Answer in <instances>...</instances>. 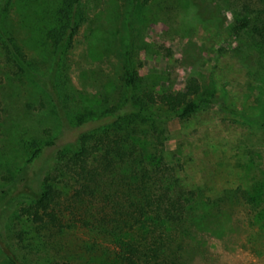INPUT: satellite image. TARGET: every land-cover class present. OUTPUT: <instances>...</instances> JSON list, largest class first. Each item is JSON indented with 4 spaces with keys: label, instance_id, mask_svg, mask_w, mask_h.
Instances as JSON below:
<instances>
[{
    "label": "trees",
    "instance_id": "16d2710c",
    "mask_svg": "<svg viewBox=\"0 0 264 264\" xmlns=\"http://www.w3.org/2000/svg\"><path fill=\"white\" fill-rule=\"evenodd\" d=\"M3 1L5 9H14L18 23L12 31L0 27V123L18 109L13 102L29 94L22 106L25 116L30 119L48 108L59 117L60 127L23 143L19 162L5 159L0 150V222L18 200L0 232L2 262L187 264L193 241L189 229L207 220L198 214L219 211L217 203L209 205L182 187L164 153L168 124L188 119L203 106L191 98L196 87L134 98L137 73L128 67L121 78L125 98L117 103L101 99L97 108L73 114L74 107L65 108L43 91L58 96L56 68L64 64L63 49L82 21L80 0H59L53 10L48 0ZM232 2L239 14L227 30L249 35L255 39L253 47L264 52V0ZM31 47L48 48L39 54L41 61H52L47 76L35 70ZM33 86L40 95L27 93ZM39 163L46 167L37 178ZM254 184V198H260L264 182ZM259 198L247 203L257 207ZM254 220L264 227V209ZM73 232L84 239L71 249L66 240Z\"/></svg>",
    "mask_w": 264,
    "mask_h": 264
},
{
    "label": "rangeland",
    "instance_id": "374dc122",
    "mask_svg": "<svg viewBox=\"0 0 264 264\" xmlns=\"http://www.w3.org/2000/svg\"><path fill=\"white\" fill-rule=\"evenodd\" d=\"M48 1L51 10L58 7L59 0ZM232 1L80 0L82 21L63 49L64 64L56 68L58 96L43 91L77 114L97 108L101 99L117 103L125 98L121 78L128 67L137 73L134 98L196 87L191 98L203 106L188 119L168 124L164 153L182 187L209 205L217 203L219 211L201 207L198 215L207 220L189 229L193 241L187 264H264V227L254 220L264 209V191L254 198V183L264 182V52L253 47L249 35L227 30L239 14ZM6 4L0 0V27L12 31L18 18ZM31 49L35 70L47 76L52 61H41L39 54L48 48ZM27 93L41 91L33 86ZM27 95L13 102L18 109L0 123V150L13 162L22 160L23 143L60 127L48 108L26 117ZM45 167L39 163L37 178ZM251 197L261 205L248 204ZM17 204L15 199L4 212L1 233ZM82 239L73 232L66 241L74 249ZM1 259L0 254L4 264Z\"/></svg>",
    "mask_w": 264,
    "mask_h": 264
}]
</instances>
